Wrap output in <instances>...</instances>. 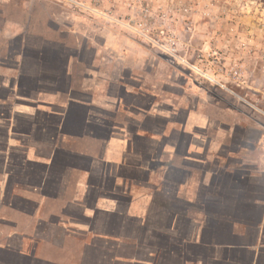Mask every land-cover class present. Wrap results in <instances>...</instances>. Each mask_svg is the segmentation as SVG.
Here are the masks:
<instances>
[{"label": "crops", "instance_id": "crops-1", "mask_svg": "<svg viewBox=\"0 0 264 264\" xmlns=\"http://www.w3.org/2000/svg\"><path fill=\"white\" fill-rule=\"evenodd\" d=\"M47 17L0 31L22 40L0 54V264H264L262 133L194 111L151 138L131 110L114 128L138 78L89 40L32 31Z\"/></svg>", "mask_w": 264, "mask_h": 264}, {"label": "rangeland", "instance_id": "rangeland-1", "mask_svg": "<svg viewBox=\"0 0 264 264\" xmlns=\"http://www.w3.org/2000/svg\"><path fill=\"white\" fill-rule=\"evenodd\" d=\"M32 13L48 16L32 31L59 26L137 77L167 116L164 133L181 131L189 110L264 137V0H0V31L26 32Z\"/></svg>", "mask_w": 264, "mask_h": 264}, {"label": "trees", "instance_id": "trees-1", "mask_svg": "<svg viewBox=\"0 0 264 264\" xmlns=\"http://www.w3.org/2000/svg\"><path fill=\"white\" fill-rule=\"evenodd\" d=\"M2 22H4L3 18H0ZM59 26H56V29ZM54 32V31H53ZM18 41L22 42L21 37L14 40H0V54L3 60H7L9 58L10 61H13L12 57L21 52V44ZM58 43L63 44L65 42L62 39L57 38L56 40H52ZM66 43V42H65ZM6 63L9 65L8 60ZM123 88L127 89L129 93L123 92V97L120 105V113L116 114L113 119L114 128H118L119 126H125L124 116L128 110L133 111L137 114L145 115L144 119H140L139 121H134L128 124V129L131 133H140L143 137L151 138L153 134L158 132L165 131V124L167 120L156 119L151 121L147 118V111L150 109L151 105L154 103V98L149 94L150 92L147 89H142L141 86H137L136 81L131 78L124 80ZM138 82V81H137ZM139 83V82H138ZM134 84V85H133ZM147 105V106H146Z\"/></svg>", "mask_w": 264, "mask_h": 264}, {"label": "flooded vegetation", "instance_id": "flooded-vegetation-1", "mask_svg": "<svg viewBox=\"0 0 264 264\" xmlns=\"http://www.w3.org/2000/svg\"><path fill=\"white\" fill-rule=\"evenodd\" d=\"M151 97L154 98V100L156 101V96L151 95ZM155 101H154V103H155ZM154 103H153V104H154ZM153 104H152V105H153ZM152 105H151V106H152ZM146 106H147V105H146ZM183 111H184V113H185V116L187 117V114H188L190 111H189V110H182L181 112L183 113ZM178 118H180V116H179ZM166 120H167V119H166ZM178 120H179V119H178Z\"/></svg>", "mask_w": 264, "mask_h": 264}]
</instances>
